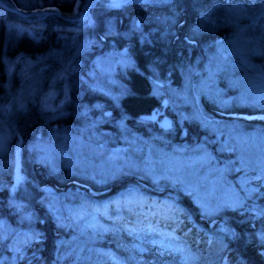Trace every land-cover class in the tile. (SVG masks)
I'll return each instance as SVG.
<instances>
[{
  "label": "rangeland",
  "instance_id": "374dc122",
  "mask_svg": "<svg viewBox=\"0 0 264 264\" xmlns=\"http://www.w3.org/2000/svg\"><path fill=\"white\" fill-rule=\"evenodd\" d=\"M93 1L75 0L70 9L56 5L39 8L46 13L56 12L58 9L61 13L56 12L57 14L71 19L74 24L84 26L85 19L88 17L90 20L91 16V12L85 9H90ZM101 1L105 3L104 8L108 5H121L127 0ZM253 3L254 0H246L244 3L231 0L213 6L210 9L212 15H207V12L202 15V20L209 16L214 20L217 17L218 20L223 18V22L228 23V29L226 28L225 34L216 38L205 59L194 69L195 77L191 76L193 71H190L179 73L174 82L166 79L160 84H153L154 93L162 101L164 99L158 107L169 115L168 127L151 120L148 126L135 128L127 121V115L122 113L117 97L119 82L113 71L116 65H124L130 61L123 48L109 49L92 56L86 75L95 76L99 73L96 80H90L103 93L100 99L73 91L74 81L77 79L74 73L80 72V64L76 60L79 49L76 50V46H73L76 51L71 50L70 55L65 57V62L56 69L46 67L47 64L42 63L41 54L34 58L21 57L19 54L4 56L5 71L10 77L12 73L13 78L5 89L6 97L0 102V183L7 186L5 202L8 205V216H15V222L6 216L7 212L0 211V235L3 233L20 237L28 231L32 222L27 221L24 228L21 221L23 217H32L31 210L25 208L29 191L20 184L23 179L21 138L12 139L7 127L2 125L3 117L9 115L5 111L20 113L29 99L41 113L48 116V124L33 135L38 153L47 158L53 167L61 166L67 175L72 176L74 184L71 187L77 189L74 191L76 196H79L81 189V198L107 190L94 188L82 181V178L103 184L119 176L125 178L123 176L131 172L129 180L119 189L108 193V196L128 200L142 199L151 190L153 199L156 192H161L164 195L160 201L168 203L178 199V190L182 188L190 191L204 216L221 212L227 205H238L248 200H253L254 205L263 203L264 198L257 197L262 185L253 182L249 175L257 173L264 180V111L228 112L216 109L213 112L206 110L203 102L210 97L222 105L237 100L264 103V12H252L256 8ZM9 5L16 13L29 12L26 7L12 0ZM35 9L38 8L30 10L34 12ZM251 26H256L257 31L252 32ZM72 36L73 33L71 38ZM64 47L62 44L60 57ZM260 52L262 55L255 57L254 53ZM72 74L73 80L69 79ZM192 120L202 132L197 139H187L188 136L184 138V135H180V128ZM175 127L177 135L172 134ZM187 132L191 134L189 129ZM230 146L229 150L223 148ZM125 184L131 189L126 188ZM73 198L74 195L51 193L46 195L44 203L56 213H74L70 221L65 223L72 228L69 242L73 245L79 237L78 232L75 235L76 229L88 232L92 236L91 241H97L101 237L96 234L95 228L99 229L104 218L95 211H83L81 214L83 203L72 201ZM103 198L106 195L99 200ZM188 218L191 220L190 226L193 223L210 232L192 215ZM204 218L208 221L206 225L209 228L216 227V223L222 224L225 220L222 215L212 219ZM180 220L174 214L171 221L166 223L171 228H179L182 224ZM190 226L183 230L190 229ZM156 229L157 233L151 235V240L146 239L145 230L140 237H134L129 243V246L136 248L132 253L123 246L115 245L116 254L128 264H188L181 261V257H177L174 251L162 248L159 251L155 246L160 241L174 248L181 247L186 244L182 243V238L178 239L180 236L175 233L164 234L159 231V227ZM221 229L218 228V231ZM112 233L114 231L109 235ZM118 235L119 233H114L113 236L119 237ZM194 235L196 240L203 239ZM82 238L88 237L82 235ZM189 238L193 240L192 237ZM143 247L155 248L159 253L156 258H148L139 251ZM262 252L264 254V250ZM186 253V258H197L194 253ZM159 256L167 258V262L164 263ZM207 256L204 255L201 262L196 260L194 264H214L220 260L219 253Z\"/></svg>",
  "mask_w": 264,
  "mask_h": 264
},
{
  "label": "trees",
  "instance_id": "16d2710c",
  "mask_svg": "<svg viewBox=\"0 0 264 264\" xmlns=\"http://www.w3.org/2000/svg\"><path fill=\"white\" fill-rule=\"evenodd\" d=\"M6 1L0 0V102L6 97L5 89L13 78L12 73L10 77L5 71L4 56L19 54L21 57L34 58L41 54L42 63L47 64L48 68L56 69L65 62V57L70 55V51L75 50L73 46H76V50L79 49L76 60L82 68L79 67L80 72L74 73L77 79L74 81L73 91L100 99L103 93L101 94L90 80H96L99 73L95 76L86 75L93 60L92 56L109 49L123 48L130 61L124 65H116L113 71L119 82V106L131 125L142 128L144 125L148 126L152 119L143 118L140 113L163 103L154 93L153 84H160L166 79L174 82L179 73L190 71H193L191 76L195 77L194 69L205 59L216 38L225 34L228 29V23L223 22V18L218 20L217 17V20H214L209 16L208 19L202 20V15L207 12V15H212L210 9L213 6L231 0H127L121 5H108L104 8L103 1L94 0L91 8L85 9L91 12V16L90 20L88 17L85 19L84 26L74 24L71 19L54 11L46 13L39 8L56 5L70 9L75 0H12L26 7L28 14L14 12L9 5L11 0ZM239 1L244 3L246 0ZM253 4L256 8L252 9V12H264V0H254ZM33 7L38 9L33 12L30 10ZM250 29L252 32L257 31L256 26H251ZM72 33L74 36L71 38ZM187 38L193 40H186ZM62 44L65 47L60 57ZM254 54L257 55L255 57L262 55L261 52ZM69 79L73 80V74ZM203 102L204 108L213 112L216 109L228 112L264 111V103L251 100H237L222 105L208 97ZM5 113L9 115L3 117L2 125L7 127L12 139L21 138L20 162L23 179L20 184L29 191L25 208L31 210L32 217H23L21 221L24 228L27 221L32 222L28 231L20 237L3 233L0 235V264H128L123 257L116 254L115 245L123 246L132 253L136 248L129 246V243L134 237H140L146 231V239L151 240V235L157 233V227L161 228L159 231L164 234L179 235L178 239L182 238V243H186L174 248L157 240L158 244L155 246L159 251L161 248L174 251L177 257H181V261L188 264L201 262L204 255L212 257L216 253L220 254V260L214 264H264V201L257 205L253 204V200H248L250 203L246 201L238 205H227L221 212L204 216L190 191L182 188L178 190V199L168 203L160 201L164 195L161 192H156L153 199L151 190H148L142 199L128 200L108 196V193L119 189L129 180L131 172H127L123 176L125 178L119 176L103 184L82 178V181L94 188L107 190L98 195L88 194L81 198L82 189L79 196H76L74 191L77 189L71 187L74 184L71 181L72 176L67 175L61 166L53 167L47 158L38 153L33 135L48 124V116L41 113L30 99L20 113L10 110ZM196 124L193 120L189 124H183L180 135H184V138L188 136L187 139H197L202 129ZM188 129L191 134L187 132ZM177 133L175 127L172 134ZM223 148L229 150L231 146ZM249 176L257 185H262L257 197L264 198V180L260 179L257 173H251ZM47 184L49 186L45 187ZM126 188L131 189L129 185ZM6 190L7 186L0 183V211L7 212L8 216ZM51 193L61 196L74 195L72 201L83 203L81 214L87 211L99 213L104 220L99 229L95 230L101 238L93 242L91 234L76 229L75 235L78 232V239L74 245L69 242L72 228L65 223L70 221L74 213H56L49 208L44 199ZM105 195L106 198L99 200ZM174 214L181 218L182 224L179 228H171L170 224L166 223L171 221ZM189 215L210 232L193 223L190 226ZM218 215L224 216V222L216 223V227L211 226L213 229L209 228L204 217L212 219ZM8 217L15 222V216ZM186 226H190V229L184 231ZM218 228L222 229L218 231ZM112 231L119 233V237L113 236L114 233L109 235ZM194 234L203 239H194ZM82 235L88 238H82ZM154 249L143 247L139 251L153 259L159 253ZM186 252L194 253L197 258H186ZM159 257L164 263L167 262L164 256Z\"/></svg>",
  "mask_w": 264,
  "mask_h": 264
},
{
  "label": "water",
  "instance_id": "95a60500",
  "mask_svg": "<svg viewBox=\"0 0 264 264\" xmlns=\"http://www.w3.org/2000/svg\"><path fill=\"white\" fill-rule=\"evenodd\" d=\"M58 10V9H57ZM56 12L61 13L60 10H58ZM164 102V99H163ZM160 112H162V110L160 108H151L149 111H145L140 113V116L143 118H149V119H154L158 125L163 126V127H168L169 126V120L170 117L167 113H162L160 114ZM160 114V115H159Z\"/></svg>",
  "mask_w": 264,
  "mask_h": 264
},
{
  "label": "flooded vegetation",
  "instance_id": "af4514ba",
  "mask_svg": "<svg viewBox=\"0 0 264 264\" xmlns=\"http://www.w3.org/2000/svg\"><path fill=\"white\" fill-rule=\"evenodd\" d=\"M161 102H162V101H161ZM155 107L157 108V106H155ZM158 108H159V107H158ZM162 113H163V112H160V114H162ZM160 114H159V115H160Z\"/></svg>",
  "mask_w": 264,
  "mask_h": 264
}]
</instances>
